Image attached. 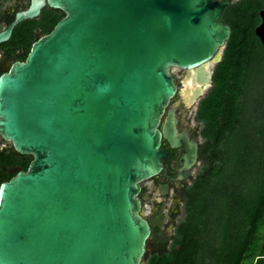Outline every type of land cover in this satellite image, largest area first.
I'll use <instances>...</instances> for the list:
<instances>
[{
	"label": "water",
	"instance_id": "obj_1",
	"mask_svg": "<svg viewBox=\"0 0 264 264\" xmlns=\"http://www.w3.org/2000/svg\"><path fill=\"white\" fill-rule=\"evenodd\" d=\"M237 3L31 0L0 31L3 45L47 7L64 15L0 77V137L32 159L0 185V264L144 263L165 218L145 212L142 186L163 171L164 142L186 145L181 179L200 166L176 109L191 117L213 87Z\"/></svg>",
	"mask_w": 264,
	"mask_h": 264
},
{
	"label": "trees",
	"instance_id": "obj_2",
	"mask_svg": "<svg viewBox=\"0 0 264 264\" xmlns=\"http://www.w3.org/2000/svg\"><path fill=\"white\" fill-rule=\"evenodd\" d=\"M262 9L264 0L226 9L231 38L196 113L202 165L183 194L171 247L147 264H264V96L256 95L264 90V45L255 34ZM63 16L45 9L17 26L2 48L24 61L37 34H49ZM31 160L21 164L24 171ZM16 163L14 156L0 159V183L15 176L5 169Z\"/></svg>",
	"mask_w": 264,
	"mask_h": 264
},
{
	"label": "flooded vegetation",
	"instance_id": "obj_3",
	"mask_svg": "<svg viewBox=\"0 0 264 264\" xmlns=\"http://www.w3.org/2000/svg\"><path fill=\"white\" fill-rule=\"evenodd\" d=\"M212 1L233 2L235 0H212ZM30 2L31 0H29L26 5H21L19 3L13 7H8L5 9L2 6L0 8V23H3V27L0 28V31L10 26V24L15 19V15L18 12L28 9ZM45 9H50V8L47 7ZM226 9L221 18V21L224 24H226L223 21V17L226 13ZM59 13L62 14L61 12ZM40 36H43L42 33L37 34V38ZM16 61H21V60H17L11 55H9L7 50L2 48V45H0V77L2 74L7 72L10 66ZM178 72L180 78H176L175 75L174 77L176 79V84L178 85V87H180V80L183 77V72L180 70H178ZM178 100H179L178 98L173 100L171 107H175ZM176 110L179 119V124H178L179 132L182 133L184 132V130H188L190 139L191 140L197 139L198 136L195 135L196 130L193 129L191 125V117L187 116L185 119L182 118L183 115L182 107ZM0 142L4 144V145L1 144L2 147L0 148V159L6 156H14L17 162L15 166H11L8 169H5V171L7 173L10 172L15 173V175L20 171H24L22 169L21 164L25 162L27 158L30 157L17 154L14 151L12 145L10 143L5 142L1 137H0ZM163 145H164L163 148L169 154L168 157L165 159L163 171L161 172L160 175L147 181L142 186L141 199L143 202V206L145 208V212L147 214L149 213V214L157 215L160 219L165 218L161 230L158 228L152 230V238L150 239L147 245V253L145 259H147L148 257L150 258L153 255L159 254V252L162 251L164 247L169 248L170 244L173 242V235L177 224V223L175 224V221L181 213V212L179 213L178 206L181 203H183L184 192L188 187L191 186L192 182L196 179L195 174L198 169V168L197 169L194 168V172L191 176L181 179L180 177L182 175H186L188 173L187 171H182L184 166V162L182 159L186 152L185 151L186 145H182V147L179 149H172L167 142H164ZM0 178H3V175H0ZM3 182H7V181H2L0 185ZM169 200L170 203H172L171 207L169 206ZM159 233H161V236L159 237L161 242L157 243L153 235ZM150 249H152L151 253H149Z\"/></svg>",
	"mask_w": 264,
	"mask_h": 264
},
{
	"label": "rangeland",
	"instance_id": "obj_4",
	"mask_svg": "<svg viewBox=\"0 0 264 264\" xmlns=\"http://www.w3.org/2000/svg\"><path fill=\"white\" fill-rule=\"evenodd\" d=\"M28 1L29 0H6L5 1V3H4V5H3V8L5 9V8H8V7H13V6H15V5H17V4H21V5H26L27 3H28ZM3 27V23H0V28H2ZM39 33H41V32H39ZM38 33V34H39ZM175 71V73H174V75H175V77L176 78H180V75L178 74L179 72H178V69H176V70H174ZM256 95L257 96H259V97H261V96H264V90L263 89H259V91L256 93ZM197 113V112H196ZM196 113H193L192 114V116H191V125H192V128L193 129H197V128H199V129H201V125H199L198 123H197V121H196ZM198 139H199V141H200V143H202L203 142V139H202V137L201 136H198ZM1 144H3V143H1L0 142V148L2 147V145ZM4 145V144H3ZM7 146H9V145H7ZM201 165H202V163L200 164V166L198 167V169H197V171H196V174H195V177L197 178V175H198V173H199V170H200V168H201ZM171 205H172V203H170V200H169V206L171 207ZM178 208H179V213H180V215L177 217V219H176V221H175V224L179 221V219L181 218V216H182V213H183V209H184V205H183V203H181L179 206H178ZM174 234H175V232H174ZM173 237H174V235H173ZM171 245H172V243L170 244V247H171ZM169 247V248H170ZM152 252V249H150L149 250V253H151ZM148 260H149V257L147 258V259H145L144 260V263L143 264H147L148 263Z\"/></svg>",
	"mask_w": 264,
	"mask_h": 264
}]
</instances>
